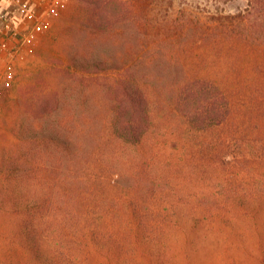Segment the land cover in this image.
I'll return each mask as SVG.
<instances>
[{
    "label": "trees",
    "instance_id": "16d2710c",
    "mask_svg": "<svg viewBox=\"0 0 264 264\" xmlns=\"http://www.w3.org/2000/svg\"><path fill=\"white\" fill-rule=\"evenodd\" d=\"M79 1L66 39V69L79 76L73 101L39 79L0 119L14 138L0 146L1 192L28 231L31 254L20 259L126 264L154 243L166 261L168 236L187 225L253 245L264 264V0L207 16L187 2L179 30L153 22L150 0H125L120 20L101 14L117 0ZM104 43L122 47L106 64L122 73L108 84L111 114L97 130L86 74L104 66L93 57ZM24 179L35 198L25 217Z\"/></svg>",
    "mask_w": 264,
    "mask_h": 264
},
{
    "label": "rangeland",
    "instance_id": "374dc122",
    "mask_svg": "<svg viewBox=\"0 0 264 264\" xmlns=\"http://www.w3.org/2000/svg\"><path fill=\"white\" fill-rule=\"evenodd\" d=\"M125 0H117L115 4L104 5L101 9V14L105 16L107 11L117 14L118 19L122 18L125 10ZM152 5L151 15L154 23L161 25L164 24L174 25L176 30H179L181 25L187 23V2L191 3V7L199 13V15L207 16L209 11L219 13L223 11L234 12L239 8L245 6V0H150ZM171 1V3H170ZM80 1L70 0L68 6L59 13L56 20L53 21L50 31L40 39L36 48V54L31 59L28 69L21 72L18 83L10 89L3 100L2 111L0 119L2 118L7 103L12 105L11 100H15L21 92L29 87L32 83H37L38 80H43L45 91H57L59 97H65L68 101H73L75 97L76 81L79 79L77 74L71 73L68 67V60L66 52L69 51L66 39H69L71 28L75 25L80 15ZM117 12V13H116ZM106 19V18H105ZM121 22H119L120 24ZM121 29L122 26H119ZM160 30V29H159ZM119 40L122 39L123 34L121 31L116 35ZM106 36L103 35V38ZM117 38V39H118ZM182 39L187 41V34H182ZM121 46V45H120ZM122 47H112L106 43L98 45L94 50V58L103 63L104 65L97 73L86 74L87 82L91 80L93 86L97 89L91 91L92 94L88 97L90 104L87 109L89 114L97 121V130H101L102 123L110 118L112 109V99L108 84L113 78H119L122 69L110 68L106 66L115 53H119ZM122 55V53L120 54ZM119 55V56H120ZM107 57V58H106ZM105 58V59H104ZM107 59H109L107 61ZM121 60V58H120ZM92 67H94L92 65ZM72 69V68H71ZM174 71V76L177 74ZM95 77V78H90ZM180 78V77H179ZM183 82V81H182ZM92 84V83H91ZM93 88V87H91ZM61 94V95H60ZM8 104V105H9ZM66 114V111L56 113V115ZM64 114V115H65ZM10 119L13 114H10ZM101 123V124H100ZM14 140L12 133L3 131L0 128V146L10 147V143ZM3 177L0 176V263L1 264H24L21 257H29L30 249L28 240L25 239L27 232L24 224L22 227L18 226V220L15 213L12 212L10 201L7 200L8 196L4 197L1 189H4ZM28 180V179H27ZM27 180L21 183L20 188L17 190L20 200V209L22 210L21 216L28 214L30 204L34 202L35 198L31 195L30 184ZM41 184L39 183L36 198H42ZM6 189V194L9 195V190ZM30 192L29 194L27 192ZM27 211H26V210ZM38 213L35 216L37 229L40 232L43 227L42 212L37 209ZM179 218V215H174L173 219ZM189 217H187L188 219ZM180 219V218H179ZM28 230V229H27ZM26 234V235H25ZM42 237V235L40 234ZM222 235L214 230H205L200 228H190L185 225L183 228H175L168 236L167 248H165L168 260H158L155 256V249L158 245H145L141 244L143 250H139L138 257L131 259L126 264H262L253 256L260 253V250L253 245L247 244L246 248L238 246V244L226 245L221 242ZM40 239L38 240L39 243ZM158 247V248H154ZM157 253V252H156ZM151 256V257H148ZM155 256V257H154ZM169 257L171 259H169ZM102 263V262H101ZM25 264H42L40 261L29 259ZM107 263V261L104 262ZM111 264H117L111 262Z\"/></svg>",
    "mask_w": 264,
    "mask_h": 264
},
{
    "label": "built area",
    "instance_id": "2783aa9c",
    "mask_svg": "<svg viewBox=\"0 0 264 264\" xmlns=\"http://www.w3.org/2000/svg\"><path fill=\"white\" fill-rule=\"evenodd\" d=\"M70 0H0V113L6 93L28 69L42 36Z\"/></svg>",
    "mask_w": 264,
    "mask_h": 264
}]
</instances>
